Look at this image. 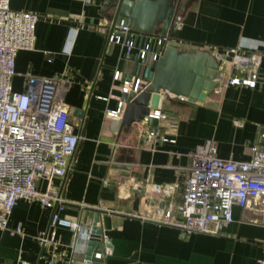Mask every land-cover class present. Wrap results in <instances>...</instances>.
I'll return each mask as SVG.
<instances>
[{"label":"crops","instance_id":"crops-1","mask_svg":"<svg viewBox=\"0 0 264 264\" xmlns=\"http://www.w3.org/2000/svg\"><path fill=\"white\" fill-rule=\"evenodd\" d=\"M100 2L9 0L10 8L38 16L33 48L15 56L13 89H24L27 73L58 77L78 141L66 175L52 181L62 208L19 199L7 227L0 230V263L46 264L51 248L42 239L52 212L87 228L97 212L110 254L88 264H256L264 241L260 199L244 208L233 206L232 222L217 234H183L155 221V210L170 204L176 212L188 176V154L205 140L214 141L217 157L237 161L248 160L251 147L264 142L259 138L264 132V0H188L179 11L181 24L169 35L180 51L205 49L221 55L223 66L231 49L257 45L261 62L255 87L221 81L203 102L195 103L160 92L158 108L169 117L127 129H120L121 116H106L105 110L117 107L110 95L120 97L123 82L131 85L135 78L139 45L126 53L121 44L107 42ZM115 70L120 79L114 80ZM145 127H159L160 136L145 139ZM151 184L176 188L164 198ZM45 186L38 181L40 189ZM57 240L55 264H86L83 245L74 248L71 230L57 228Z\"/></svg>","mask_w":264,"mask_h":264},{"label":"built area","instance_id":"built-area-1","mask_svg":"<svg viewBox=\"0 0 264 264\" xmlns=\"http://www.w3.org/2000/svg\"><path fill=\"white\" fill-rule=\"evenodd\" d=\"M37 19V14L14 10L10 8L9 0H0V230L7 227L19 199L38 202L47 208H62L59 192L52 181L66 175L78 141L69 121V108L63 100V85L58 77H35L27 73L24 89H13L15 56L21 49L33 48ZM181 19L180 12H177L173 30L181 24ZM127 30L121 23L107 35V42L121 44L129 53L135 42L134 35ZM169 35L148 37L139 46L138 59L157 60L163 49L171 45ZM214 56L219 61L215 77L217 83L222 81L250 88L258 83L261 53L257 45L240 44L231 49L230 59L225 60L227 66L220 62L224 61L221 55L215 53ZM120 76V71L115 70L114 80L120 79ZM138 83L139 78L135 81L134 91ZM127 85L129 82L124 81L121 92L129 91L131 85ZM110 97L117 99V107L106 109L105 115L118 118L124 103L119 96ZM178 99L185 101L183 97ZM168 117L167 112L157 108L150 110L140 122L147 125L154 119L166 120ZM160 133L159 127H145L141 132L147 140L158 138ZM259 138L264 140V132L259 134ZM188 156V176L176 212L170 204L159 206L155 210V221L172 226L183 234H217L232 222L233 206L244 208L252 200L260 199L264 224V142L253 145L251 156L245 161L217 157L212 139L205 140ZM41 179L46 183L44 189L38 187ZM175 188L174 184L150 185L153 192L164 198H170ZM59 227L71 230L74 248L82 244L83 251L90 237L89 227L53 212L47 234L42 239L51 248L46 264H55ZM15 231L20 233L21 229L16 228ZM99 242L102 248L95 251L94 257L101 260L110 254V247L104 233H101ZM261 247L262 254L256 264H264V241ZM89 262L86 261V264ZM17 264L27 263L19 261Z\"/></svg>","mask_w":264,"mask_h":264},{"label":"water","instance_id":"water-1","mask_svg":"<svg viewBox=\"0 0 264 264\" xmlns=\"http://www.w3.org/2000/svg\"><path fill=\"white\" fill-rule=\"evenodd\" d=\"M188 0H101V15L108 35L121 23L134 35L135 44L140 46L150 36H166L173 30L172 24L177 12H183ZM121 35L123 33H120ZM133 79L128 92H121L124 103L119 119L120 129L129 128L140 122L150 110L157 109L160 92H167L174 98L183 97L190 103L203 102L215 88L219 61L208 50L180 51L166 46L157 60L135 59ZM138 88L134 91L135 81ZM53 213V212H52ZM52 215V214H51ZM96 212L90 226V237L85 243L86 261L101 262L94 257L102 248L99 237L102 228Z\"/></svg>","mask_w":264,"mask_h":264}]
</instances>
